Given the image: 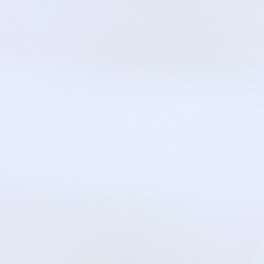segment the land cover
I'll return each mask as SVG.
<instances>
[{
	"label": "snow or ice",
	"instance_id": "6c2138e0",
	"mask_svg": "<svg viewBox=\"0 0 264 264\" xmlns=\"http://www.w3.org/2000/svg\"><path fill=\"white\" fill-rule=\"evenodd\" d=\"M0 264H264V0H0Z\"/></svg>",
	"mask_w": 264,
	"mask_h": 264
}]
</instances>
